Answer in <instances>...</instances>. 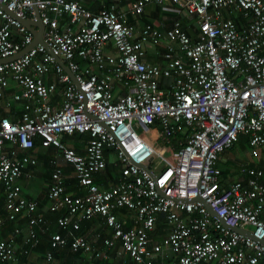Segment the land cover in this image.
I'll return each instance as SVG.
<instances>
[{
  "label": "built area",
  "instance_id": "2783aa9c",
  "mask_svg": "<svg viewBox=\"0 0 264 264\" xmlns=\"http://www.w3.org/2000/svg\"><path fill=\"white\" fill-rule=\"evenodd\" d=\"M83 2L0 0V101L10 113L0 115V228L25 220L0 235V264L16 261L15 236L28 255L45 233L40 264H57L54 252L64 247L106 257L113 246L122 264H264L262 170L242 168L245 183L223 185L216 164L238 135L250 156L264 147V0H133L125 10L110 3L97 12ZM151 3L193 17L194 35L177 20L134 31L128 15ZM35 9L41 43L29 46L20 19L34 20ZM146 45L161 48L159 62L147 61ZM154 123L161 147L138 132ZM73 133L86 135L80 152L61 139ZM37 144L56 153L43 207L18 183L37 164L27 152ZM107 151L119 172L103 188L93 178ZM64 165L80 192L66 190ZM117 208L132 211L134 226L123 229ZM44 211L58 214L62 233L47 234ZM158 216L166 230L152 241ZM95 217L110 230L103 252L73 234Z\"/></svg>",
  "mask_w": 264,
  "mask_h": 264
},
{
  "label": "crops",
  "instance_id": "0c3cea01",
  "mask_svg": "<svg viewBox=\"0 0 264 264\" xmlns=\"http://www.w3.org/2000/svg\"><path fill=\"white\" fill-rule=\"evenodd\" d=\"M131 1L133 0H84L83 4L90 11L97 12L102 6L109 5L110 3H115L118 9L125 10L127 5ZM172 7L173 9L177 8V6L174 4L172 5ZM222 17L224 18L231 17L238 26L242 25L243 23V20L239 14H228L224 10L222 11ZM175 20L180 22L181 28L183 30H185L187 33L192 34V36L194 35L195 32L194 18L190 16H186L181 10L180 11L177 10V12L171 11L169 6H167L166 9H163L158 5L151 3L146 5L140 14L135 16L128 15V23L129 25L132 26V29L136 32H138L142 28V26L147 23L152 24L153 26L156 27L162 26L164 28H167ZM145 53H146L147 61L159 62L161 48L159 47L154 48L149 45H146ZM3 105H4L3 101H0V115L7 114L8 116L10 113L4 112ZM15 107L18 108V105L15 104ZM155 133L150 134V138L157 140L158 137L157 134ZM148 134L149 132H146V135ZM158 141H159L158 143L159 145H163L162 141H160L159 139ZM67 144L73 145V142L70 141ZM228 149L221 152L218 155V160H217V165L219 164L218 165L219 170L221 171L220 179L223 185H226L227 183L237 179L245 183L248 178V175L244 171H242V168H246V167H254L261 169L262 175L259 177V179L262 182H264V180H262V177L264 175V147H260L258 149L256 156L249 155L246 143L243 144V146H241L240 143L236 142L231 149L229 150ZM237 150L242 152L243 154L245 153V155H248L249 160L237 162V160H239V158L235 154ZM27 152L28 154L36 158L37 164L32 168L26 169V173H29L28 176L21 177L18 179V183L21 187V194L27 198H34L38 202H41L42 199L43 201H45L43 196L45 195L46 184L49 181V171H50L48 160L49 158L56 155V153L54 152V149L41 148L38 146V144L34 147L33 150ZM105 155H106V166L103 170H101L99 173H96L94 175L93 180L97 185L103 188H108L116 180V177L119 172V168L115 162V155L113 152L107 151ZM55 158L58 163L63 164L59 156H55ZM113 168L116 171L112 170ZM63 170L64 173L68 176L66 180V185H67L66 190L71 193L80 192L77 189L76 185L74 184L73 180L69 177L71 174L69 167L67 165H64ZM223 170H225V172H223ZM43 205H41V207H43ZM44 212L47 213L46 211ZM2 213L3 211L0 212V214ZM115 216L117 219L123 222V229H128L134 226V223L132 222L131 219L132 211L126 208H117L115 210ZM161 217L162 216H158L155 222L154 229L150 236V239L152 241H158L159 238L165 233L166 229L164 228L166 227V225L164 224ZM84 221L86 220H83L80 223V226L82 228V233L76 234L75 231H73V234L82 237L90 245L102 251L103 249L102 238L109 234L110 232L109 228L102 225L101 219L99 217L89 219L88 222H84ZM24 222L25 220L23 218H20L16 220V223H11V224L8 223L4 225L2 228H0V235L4 238L7 237L10 234L9 232L11 231L12 226L17 224L19 227H23ZM14 243L17 254V260L13 263H8V264H40L41 263L42 257L40 258L38 256V254L41 252H38V254L30 253L28 255H23V256L21 255L22 254L21 251L23 249L21 236H15ZM117 248L118 247L113 246L111 249L105 250L104 253L106 254V257H102V255L95 256L91 252L87 253L80 251L77 253H72L66 248H63L64 250H66V253H60L59 256L55 257V260L57 264H122L123 258L120 254H118ZM96 260H98L99 262Z\"/></svg>",
  "mask_w": 264,
  "mask_h": 264
},
{
  "label": "trees",
  "instance_id": "16d2710c",
  "mask_svg": "<svg viewBox=\"0 0 264 264\" xmlns=\"http://www.w3.org/2000/svg\"><path fill=\"white\" fill-rule=\"evenodd\" d=\"M188 34H190V33H188ZM190 35L192 36V34H190ZM80 63H81V62H80ZM15 108H16V107H15ZM16 110L18 111V108H16ZM143 131H147V132H149V134H148L149 136L146 135ZM155 131H156L155 123L149 127V130L146 129V127H141V128L138 130L139 134H140V135H141V136H142L147 142H149L150 144H158V143H159L158 139L155 140V139H151V138H150V134L155 133ZM151 137H152V136H151ZM66 138H68L69 141L72 140V142H73V144H74V147L76 148L77 151L80 152V151H81V144H82V141H83L84 139H86V135H85V134L73 133L71 136L63 135V136L61 137L62 140H65ZM246 140H247V138H246L245 135H238L236 142L240 143L241 146H243V144L246 143ZM236 142H234V144H235ZM35 143H37V141H36ZM234 144H233L229 149H231V148L234 146ZM229 149H228V150H229ZM216 164H217V163H216ZM218 165H219V164H218ZM218 165H217V166H218ZM105 166H106V163H105ZM104 168H105V167H104ZM218 168H219V166H218ZM112 170H114V168H113ZM114 171H116V170H114ZM223 172H225V170H223ZM220 174H221V171H220ZM262 180H264V175H263V177H262ZM94 182H95V181H94ZM43 198H44V200H46V199H45V195L43 196ZM44 203H45V201H43V199H42L41 202H38L39 207H40L41 205H43ZM2 204H3V193H2V188H1V184H0V210H1V211H2ZM1 211H0V212H1ZM57 215H58L57 213H49V212L45 213V212H44L43 217L45 218L46 223L48 224L47 234L52 233L53 231H59V232L62 233V229H61L60 227H57V226L55 225V217H56ZM88 221H89V220H86V221H84V222H88ZM5 225H6V224H5ZM9 233H11V231H10ZM75 233H76V234H81V233H82V228H81V226L79 227L78 230H75ZM5 238H6V237H5ZM40 239H41V240H40ZM15 240H17V239H15ZM47 246H48V236H47L46 233H45L44 236H40V238L38 239V243L36 244V246H34V247H32V248L30 249V253L38 254V252H41V253L38 254V256L41 258L42 255H43V252L48 248ZM64 248H66V247H64ZM66 249H67V248H66ZM67 250H68V249H67ZM60 253H66V250H64L63 248H61V249L55 251V252H54V258L57 257V256H59ZM21 255L23 256V254H21ZM15 256H16V260H17V254H16V251H15ZM41 259H42V258H41ZM96 261H98V260H96ZM98 262H99V261H98ZM2 264H8V263L5 262V263H2Z\"/></svg>",
  "mask_w": 264,
  "mask_h": 264
},
{
  "label": "water",
  "instance_id": "95a60500",
  "mask_svg": "<svg viewBox=\"0 0 264 264\" xmlns=\"http://www.w3.org/2000/svg\"><path fill=\"white\" fill-rule=\"evenodd\" d=\"M3 7V5H1ZM8 11V10H7ZM11 13V12H9ZM35 13V19L34 20H29V19H20L21 23L26 27V29L31 33L32 35V41L29 44V46L33 45L34 43H41V32H42V25L39 21V17H38V13L37 10H34ZM12 14V13H11ZM25 49V48H24ZM19 54V53H18ZM56 61L62 66L63 71L71 78L72 81H74V77L73 74L70 72V70L58 59H56ZM141 167L146 168L145 166L141 165ZM151 175L154 177V175L151 173ZM203 202V201H202ZM203 204L207 207V209L211 212L210 208L208 207V205L206 203L203 202ZM212 213V212H211ZM212 215L218 219L221 220L220 218H218L214 213H212ZM234 230L239 231L238 229H236L235 227H231Z\"/></svg>",
  "mask_w": 264,
  "mask_h": 264
},
{
  "label": "rangeland",
  "instance_id": "374dc122",
  "mask_svg": "<svg viewBox=\"0 0 264 264\" xmlns=\"http://www.w3.org/2000/svg\"><path fill=\"white\" fill-rule=\"evenodd\" d=\"M143 132L146 134L147 131H143ZM155 145L158 146V147H161V145H159V144H155ZM160 151L162 152V154L168 155L167 149H165V150L164 149H160ZM235 154L239 158V160H237V162H239V161H248L249 160L248 155H245V153L243 154L242 152L237 150ZM156 168H157V171L160 170L162 168L161 164L157 165Z\"/></svg>",
  "mask_w": 264,
  "mask_h": 264
},
{
  "label": "bare ground",
  "instance_id": "6f19581e",
  "mask_svg": "<svg viewBox=\"0 0 264 264\" xmlns=\"http://www.w3.org/2000/svg\"><path fill=\"white\" fill-rule=\"evenodd\" d=\"M41 240V239H40ZM36 246V245H35Z\"/></svg>",
  "mask_w": 264,
  "mask_h": 264
}]
</instances>
